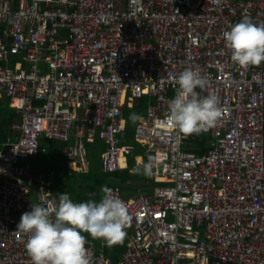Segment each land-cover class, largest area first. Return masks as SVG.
Segmentation results:
<instances>
[{
	"label": "built area",
	"instance_id": "built-area-1",
	"mask_svg": "<svg viewBox=\"0 0 264 264\" xmlns=\"http://www.w3.org/2000/svg\"><path fill=\"white\" fill-rule=\"evenodd\" d=\"M245 16L264 24V0H0V103L21 117L0 144V264H32L17 225L55 183L23 164L40 141L63 143L80 168L98 137L115 173L135 152L118 141L123 109L145 96L156 102L135 140L165 184L133 199L110 188L132 217L127 249L114 262L86 241L92 264H264V62L240 67L222 37ZM185 68L207 76L196 91L225 111L177 140L167 113ZM197 138L202 155L187 149Z\"/></svg>",
	"mask_w": 264,
	"mask_h": 264
},
{
	"label": "clouds",
	"instance_id": "clouds-1",
	"mask_svg": "<svg viewBox=\"0 0 264 264\" xmlns=\"http://www.w3.org/2000/svg\"><path fill=\"white\" fill-rule=\"evenodd\" d=\"M222 37L231 51L232 61L240 67L264 62V24L254 23L245 16L223 32ZM174 81L178 89L168 104L167 119L175 138L217 126L225 111L220 97L213 92L202 96L196 91L208 87L207 76L200 69L185 68ZM130 119L135 123L142 117L133 113ZM160 163L158 157L149 156L133 172L151 176ZM101 191L99 202L77 203L67 193H60L57 199L42 190L39 202L31 204V211L24 212L17 225V230L28 235L25 248L32 264H92L83 233L94 239L103 238L109 244L123 241L132 219L128 206L112 189Z\"/></svg>",
	"mask_w": 264,
	"mask_h": 264
},
{
	"label": "crops",
	"instance_id": "crops-1",
	"mask_svg": "<svg viewBox=\"0 0 264 264\" xmlns=\"http://www.w3.org/2000/svg\"><path fill=\"white\" fill-rule=\"evenodd\" d=\"M146 97H149L148 109L146 108V111H145L146 114H145V116L143 115V117H146V115H148L149 108L154 106V104L156 102L153 97H151V96H146ZM138 102H139V100L133 101V102L128 101L125 104V107L123 109V113L125 112V108H128V109L135 108V106H137ZM8 108H9L8 104H6L5 102H1V104H0V117L12 115L9 113ZM6 118H8V117H6ZM9 118H12L13 120L16 119L15 117H9ZM124 119H125V113H124ZM20 121H21V119L19 117V120L15 123H20ZM125 121H126V125H127V120L125 119ZM136 124H137V122H136ZM135 125H133V126H135ZM119 137H118L119 143H120V141H123L125 143V145H121V143H120L121 146H135L136 149H135V154L126 157L122 161V169L118 172V174H116L114 176L115 178H112L113 181L120 185V187L122 189L123 196L125 198L130 199V198H135L139 195H152V194H154V191L158 186H162L165 184L164 179H157V178H154L153 176H146V175L142 174V172L141 173H134L133 172V169L141 167V165L143 163H146L147 155H148L147 149L143 146H138L136 144L135 140H133L131 136H124L126 138L125 140L119 139ZM121 137H123V136H121ZM42 140H44V139H42ZM193 140H195V139H193ZM44 143H46V142H44ZM52 143L55 144L57 147L52 146L51 144H48V145H46V146H48V148L43 147V150H41V153H42L41 155L43 157L39 156L38 158H36V159L34 158L28 162H23V164L29 165V168L31 170V174L33 176H36V175L49 176L51 173H54L55 183L52 185V193H53V196L55 198L58 199L59 195H57V193L58 194L65 193V191H63V190H59V191L56 190V189H59L60 186L65 182H70L74 189H77V191H79V193L84 195L82 188L76 185V181L73 179L68 180L66 175L67 174H69V175H75V174H77V175H80V174L89 175V171L96 174L95 176L100 175L102 172V157L106 151L105 143L102 142L101 140L97 139V138H95L93 141L88 140L85 143L86 164L80 168L75 167L73 165L77 170H74L73 167L70 166L72 164H69L67 162L66 158L64 157L63 151L56 150V148H61L62 146L65 147V145L61 142H58V141H52ZM73 143H75V138H73L71 141V144H73ZM188 143H187V149L195 152V150H194L195 148H190ZM49 149H51V150H49ZM197 150L201 151V155H202L205 152L204 144L202 145V147L198 148ZM73 181H75V182H73ZM33 188L35 189L36 185H33ZM87 194H89V191H86V195ZM86 195H84V196H86ZM71 197L75 200V197L73 195H71ZM72 198H70V199H72ZM86 198L88 199L89 196H86ZM74 200H73V202H75ZM85 236L88 239V240L86 239L87 242L89 244L93 245L95 247L96 251L98 249V251H97L98 253H102L105 256H107L105 254V252H106L105 249L108 248V249L114 251V249H116L120 244V243L109 244L103 238H95L94 239L88 233H85ZM91 239L95 240V241H93L94 243H92ZM125 239H127V238L125 237ZM97 243H100V246H98ZM126 249H127V244H126V248L124 249L123 252H125ZM122 253L120 254V252H119L117 254V257L119 259L122 255ZM119 255H120V257H119Z\"/></svg>",
	"mask_w": 264,
	"mask_h": 264
},
{
	"label": "trees",
	"instance_id": "trees-1",
	"mask_svg": "<svg viewBox=\"0 0 264 264\" xmlns=\"http://www.w3.org/2000/svg\"><path fill=\"white\" fill-rule=\"evenodd\" d=\"M148 101H149V97L145 96L144 98L139 100V102L137 103V106H135V108H133V109L125 108V112L124 113H125V119L127 120V128H126L124 134L122 133V135H120V137L121 136H123V137H121V138L119 137V139H124L125 140L126 138L124 136H131L132 139L135 140V133H136V125L135 124H136L137 121L135 123H133V121L130 119V116L133 113L139 115L140 117H143V115L145 116L146 108L148 109ZM8 111L12 115L0 117V144L6 142L10 137L13 136L12 125L15 124V122H17L19 120V117H20V115H17L15 113V111L10 110L9 108H8ZM6 117H8V118H6ZM9 117H15L16 119L13 120L12 118H9ZM20 119H21V117H20ZM133 125H135V126H133ZM97 139H98V137H97ZM44 142H46V143H44ZM135 142H136V140H135ZM204 142H205L204 140L200 141L199 138H197L195 140H193V139L190 140L188 145L190 146V148H195L194 149L195 152L197 154L201 155V151H199L197 149L202 147V143H204ZM120 143H121V145H125V143L123 141H120ZM48 144H51L52 146L57 147L55 144L52 143V140H46V141H45V139L42 140L40 142L38 155L35 157V159L38 158L39 156L43 157L41 155L42 154L41 150H43V147L48 148V146H46ZM136 144L138 146H141L137 142H136ZM132 147L135 148V146H132ZM49 150H51V149H49ZM56 150L64 151V147L62 146L61 148H56ZM133 154H135V152H133ZM30 160H32V159H30ZM119 171H117L115 173H107V172H105L103 170V167H102V172L98 176H95L96 174H94L91 171H89V175H84V174L69 175V174L66 173L67 174L66 177L68 178V180H70V179L75 180L76 181V185L82 188L84 195H86V191H89V194L86 195V196H89L88 199L86 198V196H84L81 193H79V191H77V189H74L70 182L63 183L60 186V188L56 189V190L57 191H59V190L65 191V193L69 194L70 198H72L71 195H73L75 197V200L73 198L72 199L75 202H77V203H79V202H87L88 200H95L96 202H99V200L101 199V197L103 195V194L101 195V193H100L102 188L119 187V189L121 190V194L123 195L120 185L118 183L114 182L113 179H112V178H115L114 176L116 174H118ZM75 181H73V182H75ZM57 195H60V194L57 193ZM139 196H137V197H139ZM137 197H135V198H137ZM126 199H129V198H126ZM130 199H133V198H130ZM83 235L85 236V233H83ZM125 237L127 239L124 238L123 241L119 244V246L116 249H114V251L110 250L108 248L105 249V251H106L105 254L108 257H110L114 262H117V261L120 260L117 257V254L119 252L121 254L124 251V249L126 248V244L128 243V237L127 236H125ZM85 238H86V236H85ZM91 241H92V243H94L93 241H95V240L91 239ZM97 244H98V246H100V243H97ZM97 251H98V249H97ZM119 257H120V255H119Z\"/></svg>",
	"mask_w": 264,
	"mask_h": 264
},
{
	"label": "bare ground",
	"instance_id": "bare-ground-1",
	"mask_svg": "<svg viewBox=\"0 0 264 264\" xmlns=\"http://www.w3.org/2000/svg\"><path fill=\"white\" fill-rule=\"evenodd\" d=\"M70 166H72L74 170H77L73 165H70ZM78 171H79V170H78Z\"/></svg>",
	"mask_w": 264,
	"mask_h": 264
},
{
	"label": "rangeland",
	"instance_id": "rangeland-1",
	"mask_svg": "<svg viewBox=\"0 0 264 264\" xmlns=\"http://www.w3.org/2000/svg\"><path fill=\"white\" fill-rule=\"evenodd\" d=\"M101 195L103 194L102 191H100Z\"/></svg>",
	"mask_w": 264,
	"mask_h": 264
}]
</instances>
